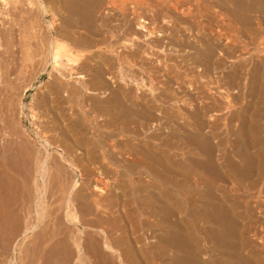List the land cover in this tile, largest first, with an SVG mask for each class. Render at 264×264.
Instances as JSON below:
<instances>
[{
  "label": "bare ground",
  "instance_id": "bare-ground-1",
  "mask_svg": "<svg viewBox=\"0 0 264 264\" xmlns=\"http://www.w3.org/2000/svg\"><path fill=\"white\" fill-rule=\"evenodd\" d=\"M251 1L255 6L261 5L264 7V0ZM0 2L4 3L3 5L5 6L12 5L16 10V19L12 15L15 23H8L10 25L8 31L10 32L7 31V34L9 33L8 36L11 37H18L17 39L19 40L17 48H15L16 45L12 41L11 45H8V41L7 45H5V42H1V40H4V35L0 33V174L4 175L2 183L8 189L16 188L18 189L16 192H20L22 189H29L31 198L37 205L36 208H39L38 211L35 209L38 212L37 216H35L38 224L31 226L32 222L28 219H31L32 215L28 214L31 218L28 217L27 220L24 218L27 221V226L21 237L23 239H20L17 244L15 243L16 245L13 244L15 246V254L18 255L19 252L21 254V264H150L145 254L143 255L140 250L138 251L137 239L133 238L134 233L127 232L130 231L128 230L130 226L127 229L128 223L125 219L128 214H126L127 208L136 202L133 197L138 195H144L142 198L151 202L149 203L151 211L142 208L141 204L136 207V211L140 214L155 217L157 206L154 205V201L161 202L159 204H163L165 207L169 215L166 216V214L165 216L171 220L166 219V221H158L157 223L145 222L144 227L151 229L153 232L158 229L164 233L161 234L165 237L164 240H170L167 243V247L172 248L176 252L175 257L181 254L182 260L180 261H184L183 264H212L214 261L211 262V259H208L210 256L206 252L205 243L203 244L205 240L203 239V229L206 226L203 229L200 228L199 220L197 222L198 232H196L197 230L188 224L189 218L186 220V216H193L192 219H195V214L198 213L200 215L198 217L203 218V221L206 217H211L209 219H212V209L209 210V207L214 203L204 202L206 205H203L210 206L205 211L204 209L199 211L200 206L198 203L201 200H197L194 196L192 199V194H189V197L185 198V202L196 207V209H192L191 213H185L184 211L182 212L183 198L181 196L179 198V195L182 191L195 192V197L203 199L201 188L203 187L204 189L206 187L204 180L209 177L211 178L209 180L214 183L223 181V184L229 183L230 186L235 184L239 187L241 183L246 185V183L250 182L249 184L257 188L264 187V59L257 60L250 69L244 63L227 66L224 63L226 61L222 57L221 59H214V51L217 48L215 42L221 41L226 36V33L222 34L215 29L209 33H206L209 30L204 31L202 29V31L200 29L201 35L194 37L196 41H190L191 37L186 33L187 29L180 27L181 23L190 19L192 5L188 10L185 9L189 1L136 0L128 5L131 6L128 8L131 12V14L129 13L130 17L131 15L133 16L132 19L125 13L128 8L122 9V12L119 13L115 12L113 7L116 5V0H0ZM207 2L204 8L209 13L213 7L221 6L219 0H207ZM17 4H21L22 7L26 5L27 8L24 9L25 7L22 8ZM105 6H108L106 8L109 11L106 8V10L104 9ZM148 12L151 13V17H148ZM177 12H180L179 14L182 16H178ZM6 14L3 16H6ZM170 14H172V18L174 17V21L179 22V24L170 29V35L172 36L167 41L166 39L169 36L166 37V34H168L166 26L170 23V21L168 22V19L171 18ZM228 15L230 19L225 21L231 30H237L238 20L234 18L233 14V18L230 13ZM215 16H217L216 13ZM197 17L198 19L193 16L201 24L202 21L199 18L202 16L198 15ZM7 20L6 22H8ZM149 20L150 22H148ZM3 22L2 24H5ZM161 23L167 25L158 27L157 24ZM257 25L256 29L258 32L256 34L258 36L247 34L245 40L243 39L240 42V46H232L230 43L227 45V49H223L225 50L223 55L233 57L236 52L247 50L246 48L249 44H255L261 38L264 39V21L260 19ZM243 36L242 34L241 38ZM13 39L15 41V38ZM227 39L232 43L238 41L231 38L230 35ZM263 41L261 42L263 43ZM168 52H174L176 56L170 54L173 57H169ZM160 53H164L165 56L161 58L160 56L163 54ZM173 60L175 61L174 65L168 64L169 61ZM49 67H51V71L48 73L50 81L36 100V109L43 110L44 114L42 116L48 120H44V127L41 125L34 128L33 132H35L36 138L32 139L29 131L21 128L22 125L21 127L16 126L17 122L15 124L13 119L15 118L14 116L17 117L18 115H15L17 106L12 104L14 103L12 100L15 95L18 96L17 92L21 91L22 87V92H24L20 93L21 97H19V100L20 104L23 105L21 109H23L24 103L22 99L25 91L34 87L36 81L45 78ZM192 72H196L201 78L206 76L208 80L203 83V86L208 88V92L215 91V94H221V98L224 100L221 98L215 99L216 96L214 98L211 93L200 90V93L197 92V97L190 98L198 104L189 103L194 108L189 107L190 109H188V112L185 111L186 113L181 110L183 107L180 108L176 105L172 106V111H168L170 108H163V105L170 104L169 101L177 99V95L182 93L172 90V85L175 83L180 88L187 90L186 85L191 84L188 78ZM17 82L20 83L18 84ZM158 84H162L165 88L157 87ZM142 88H148L150 94H147V90L143 92L144 89L142 90ZM159 88L160 90L162 89V92L157 93ZM232 89L234 91L238 90L239 93L230 98L227 92ZM189 101L188 99L186 100V102ZM175 102L178 104L180 101ZM237 103L241 105H237ZM11 106L12 108L16 106V109L14 107V113ZM236 106H240V108L235 110ZM224 114H227V117H224ZM36 118L38 119V117ZM163 120L165 124L170 125L171 132H168L167 136H165L166 132H164V137L162 134H150L153 127L158 126ZM35 125L37 126V124ZM48 133H51V136ZM143 134L147 137L146 141L140 140ZM119 137L121 139L126 137L127 139L119 142L117 140ZM155 139H159L161 142H158L159 144L154 143ZM110 142H116L113 147L117 151H113V148L110 149ZM177 151H181V153ZM125 155H129L128 161H125L127 164H124L123 158L120 157H126ZM232 155L244 157L243 160H245V157H250V159L252 157L255 161L251 165L253 166V171H251L252 169L250 170L252 175L249 174V177L248 175L244 177V173L241 172L243 175L241 176L237 170L238 167L233 165L235 161L234 159V162L232 161ZM191 156L193 157L192 159L197 158L199 163L192 162L193 164L189 167L187 161ZM239 163L244 164V162ZM196 165H198L197 168L195 167ZM67 166L71 168V178L65 173L66 169H68ZM241 167L246 168L244 165ZM112 170L115 173L120 172L123 178H125L126 173H128V176L147 174L151 175L149 178H155V181L144 180L143 182L141 179L137 182L140 185L128 178V188H131L132 200L129 199L128 202L125 199L127 194L126 186L123 187L121 194L114 193L119 200L116 201L113 207L123 206L125 210L127 209L124 212L121 208L120 213L122 214L117 218L115 216L114 218L104 217L98 211L99 206L103 207L102 202L98 201V199L92 200L93 194L104 197L105 190L97 186L99 182L96 185L90 178L96 172L102 175ZM238 173L241 177H238ZM77 177H88V182L83 189H81L80 180ZM164 178L168 179L164 181ZM167 181L169 185H173L175 192H177V195H175L176 199L173 197L174 200H170V198L165 200L167 194L158 188L159 185L164 188L163 184L166 185ZM219 184H215V186ZM54 187L63 188L64 191L66 190V194L68 191V199H66L62 218L56 215V209L49 213L50 209L48 210V206V212L44 206L48 194H52V192H49L50 189L54 190ZM60 188L57 189L60 190ZM91 188H93L92 192H89ZM209 188L212 189L211 186ZM209 188H205L209 190L206 192L212 193ZM239 189L241 188L239 187ZM232 190L230 189V191ZM28 192L23 195L27 196ZM207 193H204L203 196L206 197ZM262 193L261 191V196ZM228 194L230 195V193ZM212 195L214 196V194ZM211 196L209 197L212 198ZM15 197L18 198L17 196ZM168 197L171 196L169 195ZM154 198L155 200L153 201ZM217 198L221 199L220 196ZM51 199H54V201L52 200L53 203L56 202L55 198ZM213 199L210 201L212 202ZM16 200L18 201V199ZM137 200L139 203L141 197L138 196ZM58 201L64 202L63 200ZM56 203L55 205H57ZM62 205L64 207V204ZM214 205V211L217 208L219 209V207H216L219 203ZM224 206L227 205L221 206L223 211L228 212V207L224 210ZM232 206L235 207V205ZM6 207L9 208L8 206ZM56 207L60 208L59 203ZM22 208L25 210L26 207L23 206ZM29 209L32 212L34 208L31 207ZM218 209L217 213L219 214L221 209ZM33 212L32 214H34ZM256 212L258 213L259 209ZM182 213L185 217L181 218L180 215L182 216ZM215 213L213 212V215ZM48 214L51 216L49 215L48 217ZM227 214L232 222L227 231L223 233L230 236L232 233L233 235L235 234L234 231H238L240 234L245 228L241 226L242 224H238L239 220L241 221L239 223H243V216L241 215L242 219H240V215L236 211H232V209H229ZM19 215L21 216V214ZM88 216H94L95 219H93L94 217L88 219ZM198 217L195 220L200 219ZM173 218L176 219L174 220ZM213 218L214 220L212 219V221H216L215 219L218 217L214 216ZM252 218H254V214ZM257 218L259 219V217ZM260 218L262 219V217ZM257 220L255 222H258ZM262 220L264 221V219ZM189 221L192 222L191 220ZM217 221L214 224L218 225ZM202 224L204 225L203 222ZM258 224L259 222L255 225L258 226ZM92 225H95L103 234L97 233L98 235H95L94 233L92 235L90 230L91 234L88 233L87 229ZM217 225L216 228L220 227ZM209 227L206 230L208 232L210 230L211 233H209L212 234V229H208ZM259 227L261 229L262 226L259 225ZM36 228H40L41 232H36ZM220 228L226 227L221 226ZM229 230L230 232H228ZM251 230L256 231L254 236L259 235L257 227ZM17 231L20 232L21 227L20 230L17 228ZM245 231L244 233L247 232ZM31 232L32 235H29ZM16 233L19 234L18 232ZM237 233L233 237L241 239L238 238L239 234ZM248 233L250 234V232ZM148 234H152V232H148ZM215 234L221 236L220 232H215ZM158 235L157 237L159 238ZM7 236L9 237V234ZM219 238L217 239L218 242L221 241V238ZM0 239L3 238L0 237ZM217 241L213 242L218 243ZM253 245V251H250V254H246L249 255L246 256L249 258H247L248 263H246L264 264V252L259 249V244L256 240ZM3 246L6 249L8 248V245ZM3 246L1 247L3 248ZM240 246L242 247V245ZM241 247H238L236 253L240 249L245 248L244 246ZM9 248L11 247L9 246ZM244 250L246 251V249ZM143 251H146V249ZM219 253L220 256L224 255L221 252ZM232 253L227 252L229 255L226 254V257L233 258L234 254ZM238 254H235L237 258L234 256L237 261L241 259ZM240 256L243 257L241 251ZM215 257L212 258L216 259L217 257ZM5 258L7 259V257ZM243 258L246 259L245 257ZM179 259L177 260L179 261ZM177 260L175 258L174 261L179 264ZM237 261L234 263H237ZM240 261H243V259ZM216 264H220V260H216ZM237 264L240 263L238 262Z\"/></svg>",
  "mask_w": 264,
  "mask_h": 264
},
{
  "label": "rangeland",
  "instance_id": "rangeland-1",
  "mask_svg": "<svg viewBox=\"0 0 264 264\" xmlns=\"http://www.w3.org/2000/svg\"><path fill=\"white\" fill-rule=\"evenodd\" d=\"M134 1H136V0H116V5L113 7L114 9H115V12H122V9H127L128 7H131V6H128L129 4H131L132 2H134ZM184 1H189V4H188V6H186V8L185 9H187L188 10V8H190V6L192 5V7H191V9H192V11L190 12V19L189 20H186V22H184V23H181L180 24V27H182L183 29H187L186 30V33L188 34V35H190L189 37H191L190 38V41H196V39L194 38L195 36H197V35H201L200 34V29L202 30H204V31H208V32H206V33H209V32H211V30H217L218 32H221L222 34H225L226 33V36H224L223 37V39L221 40V41H219V42H215L216 43V46H217V48H216V50L214 51V59H221V57H222V59H224V61H226V62H224V63H226V65L227 66H231V65H236V63L237 64H241V63H244L245 65H247L248 66V68L250 69V67H253L254 66V64L256 63V61L258 60V61H260L261 60V58H263L264 59V39H260L259 41H257V42H255V44H249V46L246 48L247 50H243L242 52H236V55L235 56H233V57H230L229 55H226V56H224L223 54H224V51L225 50H223V49H227V45H229L230 43H231V45L233 46H240V42H242L243 41V39L245 40V36H247V34H249V35H251V34H253V35H256V36H258V34H256L258 31H257V29H256V27H258V25H257V23L260 21V19H262L263 21H264V7L263 6H261V5H259V6H255V5H253L252 4V1L251 0H219V2H220V4H221V6H215V7H213V9L210 11V13L209 12H207V10L204 8V7H206L205 5H206V2H207V0H184ZM205 2V3H204ZM208 3V2H207ZM4 3H1L0 2V14H2L1 16H0V25L2 24V22L3 23H7L6 25L5 24H2V26H0V33L2 34V35H4V40L2 41L1 40V42H5L4 44L5 45H7L6 43H7V41H8V45H11V41H12V43L14 44V45H16V47L15 48H17V45H19V40L16 38V37H11V36H8V34H7V31H8V28H9V24L8 23H10V24H13V23H15V19H16V10L13 8V6L12 5H10V6H5V5H3ZM3 5V6H2ZM17 5H19V6H21V4H17ZM195 6V7H194ZM3 7H4V9H3ZM6 7V8H5ZM8 7V8H7ZM22 7V6H21ZM25 7V8H24ZM106 7H108V6H105L104 7V9L106 8ZM11 8V9H10ZM22 8H24V9H26L27 7H26V5L25 6H23ZM9 9V10H8ZM21 9V8H20ZM107 9V11H109L108 10V8H106ZM105 9V10H106ZM4 10V11H3ZM104 10V11H105ZM6 11H9V12H6ZM2 12V13H1ZM7 14H6V13ZM11 12V13H10ZM18 12H20V10H18ZM3 13H5L6 14V16H3V15H5V14H3ZM9 13V14H8ZM14 13V14H13ZM114 13V12H113ZM125 13H127V15H129V17H130V14H131V12L129 11V8L125 11ZM130 13V14H129ZM149 13V12H148ZM178 13V16H182L181 14H179L180 12H177ZM215 13L217 14V16H215ZM228 13H230L231 14V17H232V14L234 15V18H236L237 20H238V24L236 25V29L237 30H231V28H230V26L228 25V23L226 22L227 20H229L230 18V16L228 15ZM12 15H13V18H15V19H13L12 18ZM202 16L201 18H199L200 19V21H202L201 22V24L200 23H198L197 22V19H198V17L197 16ZM151 17V13H149L148 14V17ZM171 18L170 19H168V22L170 21V23H169V25L168 26H166V29H168V34H166V37L167 36H169L166 40L168 41L171 37L170 36H172V35H170V33H171V28L172 27H174V26H176V25H178L179 24V22H175L174 21V17L172 18V14H170L169 15ZM174 16V15H173ZM193 16L195 17L196 16V18L197 19H195V18H193ZM1 17H5L4 19L3 18H1ZM8 17H9V19H8ZM133 18V16L131 15V17H130V19H132ZM211 18H214V19H211ZM233 18V17H232ZM8 19V20H7ZM6 20L8 21V22H6ZM13 20H14V22H13ZM214 20V21H213ZM226 20V21H225ZM218 21V22H217ZM222 21H224V22H222ZM148 22H150V20L148 21ZM203 23V24H202ZM165 25H167V24H157V26L158 27H160V26H165ZM18 27V26H17ZM204 27V28H203ZM207 28V29H206ZM209 28V29H208ZM5 29V30H4ZM202 30V31H203ZM224 30V31H223ZM226 30V31H225ZM242 31H244V32H242ZM5 32V33H4ZM8 32H10V31H8ZM224 32V33H223ZM255 34H254V33ZM4 33V34H3ZM199 33V34H198ZM242 34L244 35L243 36V38H241L242 37ZM246 34V35H245ZM230 35V37L231 38H233V39H236V40H238L239 41V43H237L236 41L235 42H231V41H229V39H227L228 38V36ZM248 35V36H249ZM264 37V36H263ZM12 38V39H11ZM13 38H15V41H14V39ZM249 38V37H248ZM8 39V40H7ZM11 39V40H10ZM192 39V40H191ZM10 40V41H9ZM246 41H247V38H246ZM261 41H263V43L261 42ZM16 42V43H15ZM260 43H262V44H260ZM243 46H245V44H243ZM171 49V48H170ZM223 50V51H222ZM222 52V53H221ZM221 53V54H220ZM160 54H163V55H161L160 57L161 58H163V56H165L164 55V53H160ZM159 54V55H160ZM170 54H172V55H175L176 56V54L173 52H168V55H170ZM174 56V57H175ZM169 57H173V56H169ZM167 58V57H166ZM168 64H170L171 66L172 65H174L175 64V61L173 60V61H169L168 62ZM51 71V67H49V69H48V71L46 72V74H45V78H43V79H40V80H38V81H36L35 82V85H34V87H32V88H29L28 89V91H25V95H23V99H22V102L24 103V108L23 109H21L22 107H23V105L22 104H20L21 102H20V98L19 97H21V95H20V93H23L22 92V90H23V88L21 87V91H18L17 93H18V96H14V98H13V102L14 103H12V101H11V103L12 104H15L16 106H17V109H16V106H13V108H12V106H11V108H12V110H13V113L15 112V110H14V107H15V109H16V112H15V115H17V117L16 116H14V117H12V118H14L13 120H14V122H15V124H16V122H17V125L16 126H19V127H21V125H22V127L21 128H23V130H26V131H29V133L31 134V138L32 139H34V138H36L35 136V132H33V130H34V128L36 127H38V126H41V125H43V127H44V120H48L46 117H44V116H42L43 114H44V112H43V110L41 111L40 109H36V100L38 99V97H39V94H40V92H43L44 90H45V88L47 87V85H48V83H49V76H48V73ZM226 71H228V70H226ZM30 73V72H29ZM208 75V74H207ZM218 76V75H217ZM207 77L205 76V77H199L198 75H197V73L196 72H192V74H191V76L188 78V80L190 81V85H186V89L187 90H184L183 88H180V86H178L177 84L175 85V83L172 85L173 87H172V90H177L179 93L180 92H182V93H180V95H177V99H173L172 101H169L170 102V104H166V105H163V108H165L166 107V109L168 108H170L168 111H170L171 110V108H172V106L174 105H176L177 107H180V108H182L183 107V109H181V110H183L184 112L186 111V112H188V109H190V108H192L190 105H189V103H193V104H198L197 102H193V100H191V99H193V97H197V95H198V93H200V90H204V91H206V92H208V88H206V87H204L203 86V83H205V81H207L208 79H206ZM188 81V82H189ZM43 82V83H42ZM18 84L20 83V82H17ZM189 84V83H188ZM190 86V87H189ZM157 87H160V88H165V86H163L162 84H158L157 85ZM198 87H200V88H198ZM160 88L158 89V91H157V93H160V92H162V89L160 90ZM190 88V89H189ZM195 88H197V89H199L198 91H197V89H195ZM256 88H258V87H256ZM144 89V91L143 92H145L146 90V92H147V94H150L149 93V91H148V88H142V90ZM179 89V90H178ZM181 89V90H180ZM183 89V90H182ZM194 89V90H193ZM256 90H258V89H256ZM185 92V93H184ZM198 92V93H197ZM229 92V93H228ZM227 92V95L229 96L230 95V98H232V96L233 95H236V94H238L239 93V91L237 90V91H234L233 89L232 90H230V91H228ZM208 93H211L212 95H213V97L215 98V96H216V98L215 99H218V98H221V94H219V93H216L215 94V91H213V92H208ZM222 94H224L223 92H221ZM226 93V92H225ZM231 93V94H230ZM255 93V92H254ZM38 94V95H37ZM183 94V95H182ZM196 94V95H195ZM255 96H256V93L254 94ZM225 96H226V94H225ZM191 98V99H190ZM18 99V100H17ZM190 100L189 102H186V100ZM222 100H224L223 98H221ZM175 101H180L178 104H176V102ZM182 104V105H181ZM178 105H180V106H178ZM237 105H241V104H239V103H237ZM35 107V108H34ZM190 107V108H189ZM194 108V107H193ZM192 108V109H193ZM240 108V106H236L234 109L235 110H238V109ZM33 110V111H32ZM176 110V109H175ZM234 110V111H235ZM22 111V112H21ZM172 111V110H171ZM37 112H38V114H37ZM185 112V113H186ZM159 114V113H158ZM33 115V116H32ZM40 115V116H39ZM225 115V114H224ZM160 116H161V114H160ZM35 117V118H34ZM36 117H38V119L36 118ZM43 117V118H42ZM224 117H227V114L224 116ZM40 120H42V121H40ZM18 121H19V123H20V125H19V123H18ZM39 121H40V123H39ZM165 121L163 120L162 121V123H159V125L158 126H154L153 127V129L150 131V134H162V136L164 137V132H166L165 133V136H167V133L169 132H171V130H170V125L168 126L167 124H165L164 123ZM42 123V124H41ZM164 123V124H163ZM220 123H221V121H220ZM35 124H37V126L35 125ZM162 124V125H161ZM222 124V123H221ZM167 125V126H166ZM167 129H166V128ZM153 131V132H152ZM222 131V130H221ZM48 135H50L51 136V133H48ZM144 136V137H143ZM147 137H146V135H142V137L140 138V140H142V141H146L147 139H146ZM125 139H127L126 137H123L122 139H121V137H119V138H117V140L120 142V141H124ZM153 141V140H152ZM118 142V143H119ZM160 143L161 141L159 140V139H155L154 140V143ZM158 143V144H159ZM114 144H116V142H110V149L111 148H113L112 150L114 151H117L116 150V148L115 147H113V145ZM109 149V148H108ZM173 152V151H172ZM177 152H179V153H181V151H177ZM126 157H122V156H120L121 158H123V163L124 164H127L125 161L127 160L128 161V158H129V155H125ZM195 156V155H194ZM245 156V155H244ZM193 157L191 156L190 158H188V161H187V163H189L188 165H189V167H191V165L193 164L192 162H195L196 164L197 163H199V161L197 160V158H194V159H192ZM243 158L244 157H238V156H236V155H232V161H233V159H234V163H233V165H235L236 167H238V172L241 174V172L242 173H244L243 175H244V177H247V175H248V177L250 176V175H252V173H251V171H253V166H251L252 164H254V160H253V158L251 157V159H250V157H245V160H243ZM125 159V160H124ZM241 159V160H240ZM237 160V161H236ZM238 160H240L239 162H241V163H243L244 162V164H240L239 162H238ZM251 160H253V161H251ZM246 163V164H245ZM237 164V165H236ZM199 165V164H198ZM198 165H196L195 167L197 168V166ZM242 165H244V166H246V168H244V167H241ZM193 167H194V165H193ZM242 169H241V168ZM67 168L68 169H66L65 171V173L70 177L71 176V168H70V166H67ZM252 169V170H251ZM70 170V171H69ZM251 170V171H250ZM113 171V170H112ZM112 171H109L108 173H105V174H102V175H99V174H97V172H96V174L94 175V176H92L90 179L94 182V184H98V182H99V184L97 185V186H100L101 188H103L104 190H105V195H104V197H99L97 194L96 195H94L93 194V196H92V200H97L98 199V201H101L102 202V204H103V207L102 206H99V209H98V211H100L101 213H102V215L104 216V217H113L114 218V216L117 218L120 214H122V213H120V209L122 208V210H124V212H126L127 211V209H128V211L126 212V216H127V218H125L126 219V222L128 223L127 224V229H128V226H130V228L128 229V230H130V231H127V232H132V233H134L133 234V238L134 239H137V246H138V251L140 250V252L144 255L145 254V256H146V259H148V261H149V263L150 264H163L164 263V258H165V263L164 264H167V262H169L168 264H176L175 263V258H176V260L177 259H179V264H180V262H182V264H183V262L184 261H180V260H182L181 259V254L180 253H178V254H180V256L179 255H177V257H175V255H176V252L172 249V248H170V247H167V243H169V241L170 240H168V239H165L164 240V238L165 237H163L162 236V234H164V233H162L160 230H158V229H156L157 231H152L151 229H148L147 227H144L145 226V222H149V223H157L158 221H166V219H168L166 216H169L168 214H167V212H166V210H165V207L163 206V204H159V203H161V202H159V201H154L155 200V198L153 199V201L155 202L154 203V205L155 206H157L156 207V216L155 217H149V216H147V215H144V214H140V213H138L137 211H136V207H138V206H140V204L142 205V208H145V209H148L149 211H151V208H150V206H149V203H151V202H149V200H145V199H143L142 198V196H144V195H138L139 197H141V200L139 201V203L137 202L138 200H137V197L138 196H134L133 198L134 199H136V202L134 203V204H132V206L130 207V206H128V208L125 210V208L123 207V206H116V207H113L114 206V204L116 203V201H118L119 200V198H117V197H115V195L116 194H121V192H122V190L124 189L123 187H127V189H126V191H127V194H126V196H125V199L129 202V199L130 200H132V198H131V188L129 187L128 188V186H129V180H128V178H130V179H132V180H134L136 183L138 182V181H140L141 179H142V182L145 180V181H155V178L154 177H151V178H149L151 175H144V174H142V175H139V174H137L138 175V177H137V175H135V176H128V173H124L126 176H125V178H123V177H121V173L119 172V173H115L114 171L112 172ZM70 173V174H69ZM238 173V174H239ZM27 174V173H26ZM240 174L238 175V177H241V176H243L242 174H241V176H240ZM250 174V175H249ZM29 175V174H28ZM112 175V176H111ZM116 175H118V176H116ZM144 175V176H143ZM114 176V177H113ZM107 177V178H106ZM132 177V178H131ZM137 177V178H136ZM165 177H166V174H165ZM209 177V176H208ZM4 178V175L3 174H0V237H2L3 239H0V264H21V259H20V252L18 253V255L17 254H15V252H14V248H15V246L13 245V244H17L18 242H19V240L20 239H23V238H21L22 237V235H23V232H25V229H26V224H27V219H28V217H30L31 215H32V218L31 219H28L30 222H32L30 225L31 226H33V224H34V226H36V224H38L37 223V217H35V216H37V214H38V210H39V208L37 207L36 208V203L35 202H33V199L31 198V191L29 190V189H22V191H17L16 192V190H18V189H8V187L6 186V185H4V183H2V179ZM71 178V177H70ZM116 178V179H115ZM118 178V179H117ZM122 178V179H121ZM77 179H79L80 180V185H81V189H83L85 186H86V184H87V182H88V177L86 178V177H77ZM81 179H82V181H81ZM124 179V180H123ZM168 178H164V181H166ZM209 179H211L210 177L209 178H207V180H206V178H205V180H204V185L206 186L205 188L206 189H208L210 186L212 187V189L211 188H209V189H211V191H212V193H207L209 190H206L205 188L203 189V187L201 188V195H202V197H204L203 199L201 198H198L197 196L195 197V192H187V191H182L181 192V194L179 195V198H180V196L183 198V202H182V212L184 211L185 213H191L192 212V209L193 210H195L196 209V207H194V206H192V205H188L187 203L188 202H185V198L187 197H189V194H192L191 195V198L193 199V196H194V198H196L197 200L199 199V200H201L198 204H199V211L201 210V209H204V211L205 210H207L208 209V207L210 206H205L206 204L205 203H207V202H209V204H211V203H214V204H216L217 205V203H219V205L218 206H216V207H219V209L221 208V206L222 205H224V204H226V205H228V204H230V203H233V204H230V205H235V207L237 208V212H238V214L240 215V219H242V216H243V219H242V222L243 223H240V224H242L241 226H243V227H245L244 229H243V231H241V233L239 234V232H238V238H241V239H236V238H232V236L231 235H233V234H231L230 236H229V234H227V236L226 237H223V236H219L218 234L216 235L215 234V232H219L218 230H219V227H217L216 228V225L217 224H214V223H216V221H217V219H219V221H217L218 223L220 222V219H221V217L219 216V218H217L218 216H217V209L214 211V209H215V205L214 204H211L212 206H213V208H212V206L211 207H209V210L210 209H212L211 210V212H212V216L214 217H216L217 219H215L216 221H212V219L214 220V218L212 217V219H209V218H211V217H208L207 219L208 220H206L205 218H204V221L202 220L203 218H200V217H198V213H196L195 215H196V217H195V219L198 217V218H200V219H198V220H195V219H192V217H189V216H186L187 217V219L186 220H188V218H189V220H191L192 222H190L189 220H188V224L189 225H191L194 229H196L197 231L196 232H198V228H197V222H198V224L200 225V228H204L205 226V229H203V239H205L204 241H203V244H204V246L206 245V252L208 253V255L210 256V257H208V259L210 260L211 259V262L212 261H214L212 264H216V260L217 261H219L220 260V264H230V260H231V258H229V257H226L227 255H229V254H227V252L228 253H230L231 254V252L232 251H236V249L235 248H237L238 249V247H241L240 245H242V247L244 246L245 248L244 249H246V251L244 250V249H240V251H241V254H242V256L243 257H245L246 259L248 258V257H246V256H249V255H246V254H250V251H253L252 249H253V243H254V241L256 240V242L259 244V249L261 250L262 249V251L264 252V235H262L263 233H264V221L262 220V219H264V187L263 188H260V187H255V186H253V185H251V184H249V183H246V185L245 184H243V183H241V184H239V187L241 188V189H239V187L238 186H236L235 184L234 185H229V183H225V184H223L224 182L222 181H219V183L218 182H212V180H209ZM86 180V181H85ZM95 180V181H94ZM121 180V181H120ZM208 180H209V182H210V186L208 185ZM91 181V182H92ZM118 181H120V182H118ZM96 182V183H95ZM106 182V183H105ZM206 182H208V183H206ZM105 183V184H104ZM166 183V182H165ZM213 183H214V187H213ZM83 184V185H82ZM103 184V185H102ZM137 184H139V183H137ZM160 184H163V183H160ZM215 184H219V185H216L215 186ZM231 184V183H230ZM140 185V184H139ZM223 185H224V187H223ZM105 186V187H104ZM163 186H164V188H162V186L161 185H159L158 186V188H160V190L162 189L163 191H164V193L165 194H167L168 196L170 195L171 197H168L167 195H166V197H165V200H167L168 198H170V200L172 199V200H174L173 199V197L176 199V196L175 195H177V192H175V189H174V187H173V185H169V183H168V181H167V183H166V185H164L163 184ZM221 187V188H219V187ZM235 186L237 187V190H236V188H235ZM244 186V187H243ZM208 187V188H207ZM223 187V188H222ZM231 187V188H230ZM233 187V188H232ZM55 188V187H54ZM58 189L60 188V187H57ZM57 188H55L54 190H56V192H59V191H61V192H59V193H56V192H54V193H56V194H54L53 193V189L51 188L50 189V191L49 192H52V194L51 193H49L48 194V197H47V203L45 202L44 204V206L46 207V211H47V206H48V210L50 209V211H49V213L50 212H52L53 210L55 211V209H56V215H58V217L59 216H61V218H62V216H64L63 214H64V209H65V205H66V199H68V191H67V194L65 193L66 192V190L64 191V189L63 188H60V190H58ZM68 188V187H67ZM66 188V189H67ZM119 188V189H118ZM253 188H255L254 190H253ZM7 189V190H6ZM92 189L93 188H91V189H89V192H92ZM113 189V190H112ZM230 189H233L232 191H230ZM237 191H235V190ZM15 190V191H14ZM29 192H28V191ZM115 190V191H114ZM171 190H172V192H171ZM241 190H242V192H241ZM245 190V191H244ZM250 190V191H249ZM260 190V191H259ZM63 191H64V193H63ZM111 191H114V192H111ZM162 191V192H163ZM207 191V192H206ZM222 191H224V192H222ZM230 191V192H229ZM236 193H235V192ZM248 191V192H247ZM254 191V192H253ZM261 191L263 192L262 193V196H261ZM9 192V193H8ZM26 192H28L27 194V196H25V195H23L24 193L26 194ZM84 192H86V191H84ZM108 192V193H107ZM118 192V193H117ZM218 192V193H217ZM220 192H221V194H220ZM225 192H227V193H225ZM240 192V193H239ZM247 192V193H246ZM251 192H252V194H251ZM20 193V194H19ZM114 193H116V194H114ZM204 193H207V195H206V197L205 196H203L204 195ZM216 193V194H215ZM226 194V196H224L225 194ZM228 193H230V195L228 194ZM260 193V194H259ZM11 196V198L9 199V195ZM59 194H61V195H59ZM113 194V195H112ZM184 194V195H183ZM186 194V195H185ZM194 194V195H193ZM210 194V195H209ZM212 194H214V196L212 195ZM217 194H219L218 196H217ZM223 194V195H222ZM237 194V195H236ZM238 194H239V196H238ZM254 194V195H253ZM4 195V196H3ZM7 195V196H6ZM20 195V196H19ZM51 195V196H50ZM54 195V196H53ZM55 195H57V197H55ZM66 195V196H65ZM212 195V196H211ZM235 195V196H234ZM259 197H258V196ZM2 196V197H1ZM15 196H17L18 198H16ZM21 196H22V198H21ZM25 196V197H24ZM30 196V197H29ZM63 196V197H62ZM209 196H211L212 198H210ZM220 196V198L221 199H223V200H221V199H219V198H217V197H219ZM230 196V197H229ZM232 196V197H231ZM241 196V197H240ZM243 196H244V198H243ZM13 197V198H12ZM18 199V201L15 199ZM55 198L56 199V202H54L53 203V201H54V199H51V198ZM66 197V198H65ZM113 197V199H111ZM209 197V198H208ZM217 198V199H215V198ZM237 197V199H235V198ZM253 197V198H252ZM260 197H262V198H260ZM50 198V199H49ZM59 198V199H58ZM207 198V199H206ZM214 198V199H213ZM225 198V199H224ZM243 198V199H242ZM252 198V199H251ZM6 199V200H5ZM12 199H14V200H12ZM48 199H49V202L50 203H52L51 205H49L50 203L48 202ZM108 199V200H107ZM211 199H213L212 200V202L210 201ZM230 199V200H229ZM251 199V200H250ZM10 200H12V201H10ZM30 200V201H29ZM31 200H32V202H31ZM53 200V201H52ZM58 200H63L64 202L62 203V201H58ZM106 200V201H105ZM164 200V201H165ZM197 200H195V201H197ZM203 200V201H202ZM224 200H225V202H224ZM235 200V201H234ZM263 200V201H262ZM3 201H4V203H3ZM113 201V202H112ZM180 201V200H179ZM216 201V202H215ZM220 201H222L221 203H220ZM230 201V202H229ZM21 202V203H20ZM27 204H26V203ZM32 204H31V203ZM127 202V203H128ZM142 202H144V203H142ZM181 202V201H180ZM180 202H179V204H180ZM205 202V203H204ZM250 202H252V203H250ZM3 203V204H2ZM16 203V204H15ZM55 203L57 204V205H55ZM58 203H59V206H60V210H62L61 212H60V210L58 209V207H56V206H58ZM61 203V204H60ZM192 203V202H191ZM223 203V204H222ZM237 203V204H236ZM240 203V204H239ZM260 203V204H259ZM7 204V205H6ZM11 204H13V205H11ZM18 204V205H17ZM21 204V206L19 207V205ZM26 204V205H25ZM34 204H35V207H34ZM47 204V205H46ZM62 204H64V207H63V205ZM158 204V205H157ZM203 204H205V205H203ZM220 204H222V205H220ZM11 205V206H10ZM32 205V206H31ZM133 205H134V207H133ZM149 207H148V206ZM237 205V206H236ZM6 206H8L9 208H7ZM18 206V207H17ZM23 206H25L26 208H25V210L27 211H25L24 210V208H22ZM30 206V207H29ZM49 206H51V207H53L52 209H51V207L49 208ZM160 206V207H159ZM186 208H184V207ZM17 207V208H16ZM34 208L33 209V213L34 214H32V212H31V209H29V208ZM108 207V208H107ZM4 208V209H3ZM6 208V209H5ZM14 208V209H13ZM22 208V209H21ZM63 208V209H62ZM110 208V209H109ZM159 208H160V210H159ZM239 208V209H238ZM248 208V209H247ZM15 209H16V211H15ZM37 211H36V210ZM106 209V210H105ZM114 209V210H113ZM118 209V210H117ZM131 209V210H130ZM134 209V210H133ZM186 211H185V210ZM191 209V210H190ZM218 209V210H219ZM253 209H255V210H253ZM258 209H259V212L257 213H255V211H258ZM12 210L14 211L13 213H12ZM59 210V211H58ZM112 210V211H111ZM21 211H22V213H21ZM36 211V212H35ZM45 211V212H46ZM97 211V212H98ZM107 211V212H106ZM253 211V212H252ZM4 212V213H3ZM8 212V213H7ZM25 212V213H24ZM48 212V211H47ZM46 212V213H47ZM136 212V213H135ZM213 212H216L215 213V215H213ZM250 212V213H249ZM262 212V213H261ZM62 213V214H61ZM130 213V214H129ZM161 213V214H160ZM162 213H164V214H162ZM8 216H7V215ZM19 214H21V216L19 215ZM28 214H30V216H28ZM61 214V215H60ZM107 214V215H106ZM167 214V215H166ZM183 214V213H182ZM194 214V213H193ZM244 214V215H243ZM253 214H254V218H252L253 217ZM1 215H3V216H1ZM13 215V216H12ZM26 215V216H25ZM49 215L50 214H48L47 216L49 217ZM111 215H113V216H111ZM140 215V216H139ZM166 215V216H165ZM194 215V216H195ZM242 215V216H241ZM259 215H261V216H259ZM20 216V217H19ZM51 216V215H50ZM91 216V215H90ZM90 216H88L87 218L89 219H91V218H93L94 216H92V217H90ZM131 216V217H130ZM141 216H142V218H141ZM143 216H145V217H143ZM161 216V217H160ZM200 216V215H199ZM16 217V218H15ZM134 217V218H133ZM163 217V218H162ZM180 217L182 218V217H185V215L183 214L182 216L180 215ZM256 217H259V219L257 220L256 219ZM260 217H262V219L260 218ZM8 218H9V220L11 219V221L9 222V220H8ZM13 218V219H12ZM23 218V219H22ZM24 218H26V220L24 219ZM161 218H162V220H161ZM229 218V217H228ZM35 219H36V221H35ZM64 219V218H63ZM63 219H61L62 221H63ZM93 219H95V217L93 218ZM165 219V220H164ZM170 219V218H169ZM168 219V220H169ZM174 219V218H173ZM176 219V218H175ZM174 219V220H175ZM260 219H261V221H260ZM14 220H16V221H14ZM25 220V221H24ZM32 220V221H31ZM147 220V221H146ZM152 220V221H151ZM171 220V219H170ZM248 220V221H247ZM258 221L259 222V224H258V226L257 225H255L256 223H258V222H255V221ZM24 221V222H23ZM196 221V222H195ZM204 223V225L202 224V222ZM209 223H208V222ZM210 221H212L211 223H210ZM14 223V225H13V223ZM231 220H230V218H229V223H227V226L229 227L230 225H231ZM241 222V221H240ZM245 222V223H244ZM250 224H249V223ZM3 223H4V225H3ZM6 223V224H5ZM142 223V224H141ZM248 223V224H247ZM253 223V224H252ZM19 224H20V227H21V231L19 232V231H17V228H18V230H20V227H19ZM21 224H25V225H21ZM135 224V225H134ZM139 224V225H138ZM220 224V223H219ZM263 224V225H262ZM3 225V226H2ZM10 225V226H9ZM13 225V226H12ZM123 225H124V223H123ZM252 225H253V228H256L257 227V233L259 234V235H256V236H254L255 235V233H256V231L254 232V230H251V229H253L252 228ZM259 225L260 226H262L261 227V229H260V227H259ZM96 226H98V225H96ZM134 228H133V227ZM210 226V227H209ZM218 226V225H217ZM255 226V227H254ZM23 227H25L24 229H23ZM95 227V225H92V226H90L88 229H87V231H88V233H90V231L92 232V235H94V233H95V235H98V234H103L102 232H100L99 231V229H97L96 227ZM207 227H209L208 229H212V234H210L211 232H210V230H209V232L206 230V228ZM242 227V228H243ZM91 228V229H90ZM94 228V229H93ZM247 228V229H246ZM133 229V230H132ZM38 230V231H37ZM90 230V231H89ZM247 232H246V231ZM259 230V231H258ZM262 230V231H261ZM36 232H41V229L40 228H36V230H35ZM96 231V232H95ZM139 231H140V233H139ZM244 231L246 232V233H244ZM10 232V233H9ZM16 232H18L19 234H17ZM138 232V233H137ZM148 232L149 233H151L152 232V234H148ZM248 232H250V234L248 233ZM251 232H252V234H251ZM98 233V234H97ZM136 233V234H135ZM142 233V234H141ZM162 233V234H161ZM205 233V234H204ZM206 233H207V235L209 236H207L206 235ZM243 233H244V235L246 234V236H244L243 235ZM249 235H248V234ZM9 234V237L7 236ZM14 234H15V236H14ZM91 234V233H90ZM154 234V235H153ZM159 236V238L157 237V235ZM166 234V233H165ZM215 236H214V235ZM236 234V233H235ZM234 234V235H235ZM2 235V236H1ZM11 235V236H10ZM29 235H32V232L29 234ZM139 236V237H137V236ZM142 235H144V236H142ZM151 235V236H150ZM205 235V236H204ZM233 235V236H234ZM19 237V239H18V237ZM252 238H251V237ZM254 236V237H253ZM142 237V238H141ZM145 237V238H144ZM204 237H206V238H204ZM214 237V239H212ZM221 238V241L220 242H218L217 241V239L218 238ZM247 237V238H246ZM260 237V238H259ZM12 238H14V239H12ZM17 238V239H16ZM144 238V239H143ZM148 238V239H147ZM163 238V240L161 241V239ZM215 238H216V240H215ZM219 238V239H220ZM251 238V239H250ZM142 239V240H141ZM154 239V240H153ZM160 241H159V240ZM210 239V240H209ZM249 239V240H248ZM260 239V240H259ZM14 240H15V242H14ZM153 240V241H152ZM168 240V241H167ZM208 242H207V241ZM253 240V241H252ZM22 241V240H21ZM141 241H142V243H141ZM150 241V242H149ZM212 241V242H211ZM213 241H217L218 243H221V244H218V243H215V242H213ZM237 241H238V243H237ZM12 242V243H11ZM14 242V243H13ZM139 242H140V244H139ZM157 244H156V243ZM163 242H165V243H163ZM245 242V243H244ZM249 242V243H248ZM260 242H262V243H260ZM162 245H161V244ZM207 243V244H206ZM214 243H215V245H214ZM1 244H3V245H8L7 247V249H6V247L5 246H3V245H1ZM15 244V245H16ZM147 244H149V245H147ZM208 244H209V248H208ZM220 245V246H218V245ZM236 244H237V247H236ZM244 244V245H243ZM247 244V245H246ZM153 245V246H152ZM154 245H156L155 247H157V248H155L154 247ZM158 245V246H157ZM161 245V246H160ZM166 245V246H165ZM210 245H211V247H210ZM1 246H3V248L1 247ZM9 246L11 247V248H9ZM149 246H151V248H149ZM215 246H217V247H215ZM223 246H225V247H223ZM247 246H249L248 248H247ZM220 247V248H219ZM221 247H223V248H221ZM241 247V248H242ZM2 248V249H1ZM13 248V249H12ZM142 248V249H141ZM154 248V249H153ZM167 248H168V251H167ZM225 248V249H224ZM4 249V250H3ZM146 249V251H143V250H145ZM148 249V250H147ZM151 249H152V251H151ZM211 249V251H209V250ZM222 249V250H221ZM251 249V250H250ZM171 250V251H170ZM213 250V251H212ZM215 250V251H214ZM218 250H221V251H218ZM6 251H8V252H6ZM155 251V252H154ZM160 251V252H159ZM165 252L164 254H163V252ZM209 251V252H208ZM222 251H224V252H226L225 254L222 252ZM240 251H239V258H241L240 260H242L243 259V261H245L244 263H243V261H240L239 260V263L241 264V262H242V264H246V259H244L243 257H241L240 256ZM243 251H245V252H243ZM150 252V253H149ZM218 252V253H217ZM219 252H221V254L223 253L224 255H221L220 256V253ZM5 253V254H4ZM11 256H9L8 254ZM167 253V254H166ZM174 253V254H173ZM150 254V255H149ZM157 254V255H156ZM162 256H161V255ZM170 254H171V256L173 257H171L170 256ZM214 254V255H213ZM219 254V255H218ZM227 254V255H226ZM2 255V256H1ZM3 255H4V257H3ZM8 255V256H7ZM164 255H166V256H164ZM169 255V256H168ZM217 255V256H216ZM155 256V257H154ZM179 256V257H178ZM217 258H216V257ZM5 257H7V259L5 258ZM158 257H159V259H158ZM203 257H204V254H203ZM212 257H215L216 259H213ZM224 257V258H223ZM162 258H163V260H162ZM229 259V261H227V259ZM238 258V259H239ZM12 259H13V261H12ZM151 259V260H150ZM172 261H171V260ZM226 259V260H225ZM20 260V261H19ZM157 260H158V262H157ZM8 261V262H7ZM161 261V262H160ZM227 261V262H226ZM5 262V263H4ZM173 262V263H172Z\"/></svg>",
  "mask_w": 264,
  "mask_h": 264
},
{
  "label": "crops",
  "instance_id": "crops-1",
  "mask_svg": "<svg viewBox=\"0 0 264 264\" xmlns=\"http://www.w3.org/2000/svg\"><path fill=\"white\" fill-rule=\"evenodd\" d=\"M222 206H223V205H222ZM224 207H225L224 210H226V207H228V208H227L228 212H224L223 209H222V207H221V208H220L221 211H220L219 214H217V216H218V218H219V216L221 217L220 222L222 223V224H221V223H220V224L218 223V226H220V227H221V226H222V227L225 226V227H226V228H223V229L219 227V230H218V231L220 232V235H221V236L226 237L227 235H226L225 233H223V232L227 231V229L229 228V227L227 226V223H229V218H228V216H227V215H228L227 213H229V209H232V211H236V212H237V209H234V208H236V207H234V206H232V205H230V204H228L227 206H224ZM224 207H223V208H224ZM231 207H232V208H231ZM233 207H234V208H233ZM223 212H224V213H223ZM237 213H238V212H237ZM226 214H227V215H226ZM205 219L208 220L207 217H206ZM237 219L239 220V218H237ZM239 222H240V220H239ZM239 222H238V224H240ZM236 223H237V222H236ZM224 224H225V225H224ZM234 224H235V222H234ZM225 229H226V230H225ZM228 232H230V230H229ZM234 232L237 233L238 231H234ZM232 234H233V233H232ZM237 234H238V233H237ZM231 236H232V238H234L236 235H234V237H233V235H231ZM236 250H238V249H236ZM232 252H233V253H232ZM232 252H231V253L234 254V255H233V258H231L230 262L234 263V262L237 261V260L234 258V256L236 257V255H237L239 252L236 253L237 251H235V250L232 251ZM235 254H236V255H235ZM238 255H239V254H238ZM236 258H237V257H236ZM234 259H235V260H234ZM248 259H249V258H248ZM248 259H246V262L248 261ZM239 260H240V259H239ZM239 260L237 261V263L239 262ZM237 263H234V264H237ZM247 263H248V262H247ZM247 263H246V264H247ZM230 264H231V263H230Z\"/></svg>",
  "mask_w": 264,
  "mask_h": 264
}]
</instances>
